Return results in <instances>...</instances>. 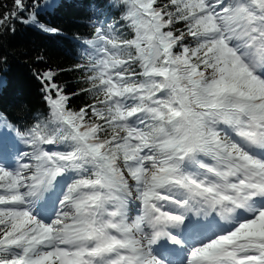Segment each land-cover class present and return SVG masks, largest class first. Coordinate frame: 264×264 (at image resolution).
I'll return each mask as SVG.
<instances>
[{
  "label": "snow or ice",
  "instance_id": "obj_1",
  "mask_svg": "<svg viewBox=\"0 0 264 264\" xmlns=\"http://www.w3.org/2000/svg\"><path fill=\"white\" fill-rule=\"evenodd\" d=\"M55 3L0 0V36L58 32ZM90 23L78 87L48 68L43 119L0 112V264H264V0H108Z\"/></svg>",
  "mask_w": 264,
  "mask_h": 264
},
{
  "label": "trees",
  "instance_id": "obj_2",
  "mask_svg": "<svg viewBox=\"0 0 264 264\" xmlns=\"http://www.w3.org/2000/svg\"><path fill=\"white\" fill-rule=\"evenodd\" d=\"M3 2L11 7V0ZM107 2L56 0L55 6L42 14V20L58 32L44 33L17 24L14 35L0 36V112L21 124L33 117L43 119L47 109L35 73L48 68L64 70L59 78L68 84V91L78 87L80 73L73 69L79 60L81 41L92 31L94 10L105 9ZM86 102V97H76L71 107L78 110Z\"/></svg>",
  "mask_w": 264,
  "mask_h": 264
},
{
  "label": "bare ground",
  "instance_id": "obj_3",
  "mask_svg": "<svg viewBox=\"0 0 264 264\" xmlns=\"http://www.w3.org/2000/svg\"><path fill=\"white\" fill-rule=\"evenodd\" d=\"M0 85H2V84H0Z\"/></svg>",
  "mask_w": 264,
  "mask_h": 264
}]
</instances>
